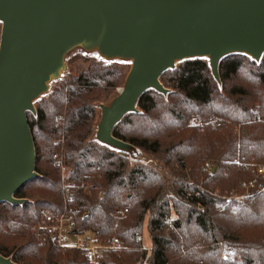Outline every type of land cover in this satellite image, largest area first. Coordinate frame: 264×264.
<instances>
[{
	"label": "trees",
	"instance_id": "trees-1",
	"mask_svg": "<svg viewBox=\"0 0 264 264\" xmlns=\"http://www.w3.org/2000/svg\"><path fill=\"white\" fill-rule=\"evenodd\" d=\"M128 73L124 60L90 63L35 101L37 113L27 116L39 175L17 191L24 203H0V253L18 264H88L80 249L64 252L37 228L44 211L64 208L58 151L67 178L89 185L74 203L75 231L117 235L124 244L120 252L104 250L105 264H264V191L249 195L241 187L264 182V55L225 57L220 81L207 58L183 60L160 77L167 94L141 96L113 135L150 153L158 167L133 164L127 152L96 139L101 105ZM193 116L220 122L200 130L189 124Z\"/></svg>",
	"mask_w": 264,
	"mask_h": 264
},
{
	"label": "water",
	"instance_id": "water-1",
	"mask_svg": "<svg viewBox=\"0 0 264 264\" xmlns=\"http://www.w3.org/2000/svg\"><path fill=\"white\" fill-rule=\"evenodd\" d=\"M0 22V203H24L17 191L39 175L28 111L36 113L75 47L132 62L96 130L99 142L127 153L136 147L113 130L146 91L169 92L164 72L207 58L220 81L225 57L264 55V0H0ZM0 264L18 263L0 253Z\"/></svg>",
	"mask_w": 264,
	"mask_h": 264
},
{
	"label": "built area",
	"instance_id": "built-area-1",
	"mask_svg": "<svg viewBox=\"0 0 264 264\" xmlns=\"http://www.w3.org/2000/svg\"><path fill=\"white\" fill-rule=\"evenodd\" d=\"M257 119H261L259 110L256 111ZM216 117H209L207 120H201L197 116H193L189 120V124L203 129L206 124H219ZM63 143L60 138L58 143ZM54 164L61 167V174L63 178V202L64 208L60 212L44 211L42 214V222L38 225L39 232L42 236L50 237L61 248L62 251L69 249H80L88 260V264H105L103 259L104 250H115L120 252L124 249L122 240L114 235L109 238H100L92 231L76 232V218L78 209L75 206L76 197L79 191L89 190V185L85 182L77 183L70 181L67 178V169L63 164V157L60 152L53 155ZM248 166V163H244ZM205 168L211 170L212 164L207 162ZM259 174H264V165H259ZM241 187L245 190L246 194L264 191V182L257 178L245 180L241 183ZM242 198V196H236ZM128 212V208L122 211V215Z\"/></svg>",
	"mask_w": 264,
	"mask_h": 264
},
{
	"label": "rangeland",
	"instance_id": "rangeland-1",
	"mask_svg": "<svg viewBox=\"0 0 264 264\" xmlns=\"http://www.w3.org/2000/svg\"><path fill=\"white\" fill-rule=\"evenodd\" d=\"M0 37H1V35H0ZM114 61H121V60H114ZM109 62H113V60H107V59L101 57L97 50L87 51V50H85V49H83L81 47H75L66 56L67 68H66L65 71H62L60 80H64V79L68 78L70 75H72L75 72H77L80 67L88 66L90 63H109ZM131 64H132L131 61H126V65H127L128 71H129V69L131 67ZM56 82L57 81L54 80V81H52L50 83V91H49V93L52 91V89L55 86ZM121 87H122V85L117 87L116 90L113 92L112 96L104 104H109L110 101L112 100V97L114 95L116 96L118 94V90ZM256 107H258V104H257ZM100 112H101V109H100ZM59 140H60L59 137H55L54 143L58 144ZM128 155H129L130 162L133 163V164H135L137 162H143V163H146V164L153 165L155 167L159 166L157 160L150 153H148V152H146V151H144L142 149L133 148V149L129 150ZM212 168H213V166H212ZM173 215L175 216V214H173ZM143 241H144V245H147L146 247L151 245V239H150L147 227L144 229Z\"/></svg>",
	"mask_w": 264,
	"mask_h": 264
}]
</instances>
